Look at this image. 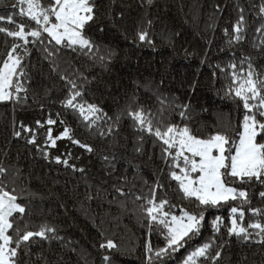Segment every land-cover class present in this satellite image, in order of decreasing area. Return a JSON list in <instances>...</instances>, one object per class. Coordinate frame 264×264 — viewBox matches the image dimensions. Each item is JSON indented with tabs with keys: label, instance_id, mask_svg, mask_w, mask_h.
I'll return each instance as SVG.
<instances>
[{
	"label": "trees",
	"instance_id": "obj_1",
	"mask_svg": "<svg viewBox=\"0 0 264 264\" xmlns=\"http://www.w3.org/2000/svg\"><path fill=\"white\" fill-rule=\"evenodd\" d=\"M13 2L0 0V15L18 12L11 8ZM47 2L43 0L45 5ZM261 4L264 0H152L151 4L148 0H95L96 19L86 26L85 34L99 46L97 55L106 56L107 50L113 49L111 59L101 62L62 49L56 60L60 71L55 72L43 52L45 46H53L47 39L27 45L29 52L22 61L28 74L24 81L27 91L19 93L25 99L0 102V166L8 169L0 182L26 209L24 214H14L19 228L35 232L47 224L56 228L59 238L33 237L18 250L17 264H103L105 254L112 257L111 264H146V243L150 241L153 249H158L166 242L160 232H149L140 209L144 201L136 196L149 197L157 178L164 185L157 191V200L167 194L176 205L165 211L177 216L180 209L196 214L203 211L205 216L200 234L166 257L163 264H183L192 250L212 238L216 244L210 254L222 253L216 264H264V238L256 235L257 230L249 229L252 237L247 241L229 236L224 226L213 233L215 217H223L230 226L229 209L240 201L204 208L175 192L176 182L169 181L159 143H153L155 137L137 132L127 115L143 106L156 116L163 112L166 122L181 123L175 105L189 104L188 119L183 123L195 134L228 130L232 135L244 109L237 98L227 95L232 79V69L227 66L235 62L236 71L243 68L246 73L247 61L241 64V60L250 58L253 67L264 74V45L255 30L264 23V17L258 15ZM240 9L246 22L245 39L229 43ZM24 22L36 27L27 17ZM140 30L148 32L151 45L138 40ZM13 43L0 33V64ZM62 75L82 85L78 103L101 110L97 113L101 118L91 126L78 110L62 106L70 88ZM32 116L56 120L70 129L71 139L90 145L97 160L95 170L79 171L45 158L39 137L29 144L28 132L15 137V120ZM140 136L144 137L142 144ZM138 147L142 149L139 152ZM236 186L248 187L252 208H264L258 195L264 186ZM116 188H122L125 195ZM257 221L264 223V215L253 217L245 206L243 225ZM106 239H112L119 251L101 250L99 245ZM198 264L212 261L200 258Z\"/></svg>",
	"mask_w": 264,
	"mask_h": 264
},
{
	"label": "snow or ice",
	"instance_id": "obj_2",
	"mask_svg": "<svg viewBox=\"0 0 264 264\" xmlns=\"http://www.w3.org/2000/svg\"><path fill=\"white\" fill-rule=\"evenodd\" d=\"M151 2L152 0H148L149 4ZM11 8L18 9V12L0 15V33L14 41L11 49L7 51L6 58L0 64V102L19 103L25 99L19 93L27 91L24 81L28 74L22 66V61L29 52L27 48L29 44H42L47 39L48 44L53 45L45 46L43 52L46 53L45 58L49 59L52 70L55 72L60 71L56 60L62 49L87 55L90 58L95 57L101 62L115 55L111 48L107 50L106 56L97 55L100 51L99 46L85 34L86 26L96 19L95 0H48L47 5L43 3V0H14ZM240 13L232 27L233 34L230 36L229 43H238L245 39L242 35L246 23L243 9H240ZM258 15L264 17V4H261ZM24 17L34 22L36 27L25 23ZM5 23L14 27L6 28L3 26ZM148 23L151 24V21ZM100 30L103 31V28ZM255 30L261 34V44L264 45V23ZM225 34H228L227 29ZM136 36L140 42L152 44L147 31L140 30ZM15 41H22V43ZM245 61H247L246 73L243 68L237 72L235 62L227 66L232 69L231 85L227 95L237 98L244 109L242 120L231 129L232 135H229L228 130H216L207 136L195 134L187 124L183 123L188 119L189 104L175 105L180 110L178 114L181 123L166 122L163 119V112L160 116H156L146 111L143 106L128 111L127 115L132 119L133 127L137 132L155 137L153 143H159L160 159L168 171L169 181L176 182L175 192L182 194L185 199H194L204 208H216L230 200L240 201L239 206H232L229 209L230 226L225 225L224 218L221 216L215 217L211 223L214 234L219 233L224 226L227 227L229 236L235 235L238 239L247 241L252 237L249 229L257 230L256 235L264 238V223L252 222L245 227L243 225L245 206H248V211L253 217L264 215V208H252L248 187H237L236 184L251 186L256 183L264 186V139H261L264 137V74L253 67L250 58H243L241 64ZM217 67L220 66L217 65ZM220 71L224 72L226 69L220 68ZM82 78L87 80L86 77ZM61 79L66 80L70 85L68 96L61 101L62 106L74 111L78 110L84 120L88 121V126H91L96 119H100L97 113L101 110L96 105L87 104L85 107L83 103H78L77 98L82 96L79 90L82 85H78L75 79L64 75ZM194 88L195 84H193V90ZM44 123L54 125L56 120L49 118ZM44 123L40 120L36 121L39 127H43ZM21 129L32 133L31 139L27 142L35 144L34 130L23 124ZM69 133L70 129L65 128L60 136L54 138L52 129L48 128L44 143L48 145L50 142V145L55 147L58 139H71ZM13 135L20 137L21 131H15ZM143 139V136L139 137L141 144ZM72 142L88 152L94 151L90 145L82 144L78 140L72 139ZM40 150L47 158L48 153L43 149ZM136 150L139 152L142 149L138 147ZM55 159L57 163L69 166L68 159L61 160L59 156ZM103 159L110 162L107 156ZM72 167L75 169L74 165ZM78 170L83 171V169ZM7 172V168L0 166V176ZM162 188L164 185L157 178L156 183L150 188L149 197L136 196V200L144 201L140 209L145 214L143 218L147 220L149 232L153 230L160 232L166 242L164 247L158 249H153L150 241L146 243V264H156V262L163 264L166 257L185 247L189 240L200 234L201 222L205 218L203 211L196 214L180 209V216L165 211V208H175L176 205L171 204L167 194L164 198L157 200V191ZM116 191L120 195H125L122 188H116ZM258 195L261 200H264V191H260ZM17 199V196L6 191L5 186L0 182V264H17L18 250L33 237L59 238L56 236V228L51 225H42L40 230L35 232L19 228L14 214H24L26 209L17 203ZM9 230H12L15 235L10 234ZM101 235L103 236V233ZM261 242H264V239ZM215 244V239L212 238L196 247L187 255L183 264H198L200 258L211 260L212 264H216L222 253L217 250L214 256L210 254ZM219 247L222 248L223 245ZM99 248L119 251V246L112 239H106L105 242L100 243ZM102 261L103 264H111L112 257L105 254L102 256Z\"/></svg>",
	"mask_w": 264,
	"mask_h": 264
},
{
	"label": "rangeland",
	"instance_id": "obj_3",
	"mask_svg": "<svg viewBox=\"0 0 264 264\" xmlns=\"http://www.w3.org/2000/svg\"><path fill=\"white\" fill-rule=\"evenodd\" d=\"M37 120L44 123L48 120V118L40 116H32L29 120H22L18 118L15 120V131H21L22 134L25 133L21 129L22 124L30 129H33L35 136L40 139V145L43 147L44 151L48 153L47 158L55 163H57L55 158L59 156L61 160L68 159L69 167L72 169H74L72 167V165H74L76 170H95L97 166L96 158L85 148L80 147L78 144H74L70 138L58 139L55 147H52L50 142L48 145H45L44 141L47 136L48 128L52 129V136L54 138L60 136L65 128L59 123H55L54 125H47L44 123L43 127H39L36 124ZM31 136L32 133H29L27 137L31 138ZM57 164L64 165L63 163Z\"/></svg>",
	"mask_w": 264,
	"mask_h": 264
}]
</instances>
